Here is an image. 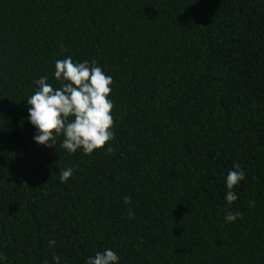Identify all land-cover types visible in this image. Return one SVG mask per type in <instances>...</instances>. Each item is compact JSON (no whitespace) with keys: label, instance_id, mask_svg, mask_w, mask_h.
<instances>
[{"label":"trees","instance_id":"16d2710c","mask_svg":"<svg viewBox=\"0 0 264 264\" xmlns=\"http://www.w3.org/2000/svg\"><path fill=\"white\" fill-rule=\"evenodd\" d=\"M65 57L113 79L116 138L90 156L36 144L27 119ZM105 248L120 264H264V0H0L4 264Z\"/></svg>","mask_w":264,"mask_h":264},{"label":"clouds","instance_id":"9594fccd","mask_svg":"<svg viewBox=\"0 0 264 264\" xmlns=\"http://www.w3.org/2000/svg\"><path fill=\"white\" fill-rule=\"evenodd\" d=\"M54 77L61 86L54 88L47 76H41L34 83L37 90L26 102L28 121L35 128L33 140L38 145L56 148L57 138L62 136L61 147L69 154L80 150L85 155H92L103 150L115 141L114 104L110 99L113 79L93 60L74 61L71 57L58 59L55 62ZM108 153L112 148L107 147ZM61 169V168H60ZM74 174L71 167L60 170L59 179L67 182ZM246 175L245 168L236 163L227 172L226 203L231 205L237 198L232 189L240 178ZM124 204H131V198L125 197ZM239 210L226 209L224 220L241 218ZM134 213L129 212V218ZM56 241L50 240L49 247H55ZM6 257L0 254V264ZM54 264H61L58 255L53 254ZM85 264H120L119 255L110 248L97 251L86 259Z\"/></svg>","mask_w":264,"mask_h":264}]
</instances>
